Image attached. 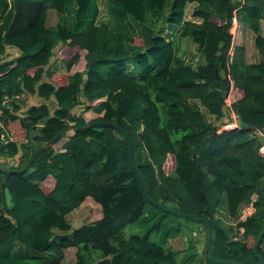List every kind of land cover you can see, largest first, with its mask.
<instances>
[{
    "label": "trees",
    "instance_id": "1",
    "mask_svg": "<svg viewBox=\"0 0 264 264\" xmlns=\"http://www.w3.org/2000/svg\"><path fill=\"white\" fill-rule=\"evenodd\" d=\"M189 3L193 18L186 17ZM109 10L115 22L98 21V0H0V114L12 131L0 140V156L21 151L19 164L5 168L21 167L62 131L26 170H0V264H64L68 247H75L74 264L177 262L169 239L184 219L197 220L147 199L121 133L87 126L91 120L124 130L151 198L209 221L214 257L258 264L252 246L264 221V157L255 132L264 129V0H110ZM234 18L254 32L258 61L248 62L245 45L233 43ZM177 34L196 44L201 63L186 61ZM10 45L17 55L9 56ZM53 56L64 58V71L48 67ZM81 58L83 68L73 69ZM13 93L44 101L19 113L25 98L2 104ZM226 96L239 125L220 128L217 121L232 119ZM80 105L96 115L72 111ZM169 154L173 168L165 171ZM254 194V210L238 218ZM84 201L100 214L58 234L71 228L67 215ZM134 222L147 228L125 235ZM155 230L158 240L151 239ZM188 242L182 264H230ZM263 242L264 234L257 245L264 258Z\"/></svg>",
    "mask_w": 264,
    "mask_h": 264
},
{
    "label": "rangeland",
    "instance_id": "2",
    "mask_svg": "<svg viewBox=\"0 0 264 264\" xmlns=\"http://www.w3.org/2000/svg\"><path fill=\"white\" fill-rule=\"evenodd\" d=\"M109 4H110V0H98V5H99L98 21L107 20V21L115 22L114 15L109 10ZM193 4L194 3L188 4L187 10H186V17L187 18H193V16L191 15ZM51 16H52L51 23H53V18L55 17V14L52 13ZM215 20H217V19H215ZM51 23H50L49 16H48L47 24H51ZM160 24H161V21H157V26H159ZM233 25H235V27H233V28H235L234 43H239V44L241 43V44L245 45V47H246L245 57H246V60L248 62L249 61H258L260 59V54L254 45V32L245 23L240 22L237 18H236ZM261 33L264 34V18L261 19ZM176 37H177V40H178V43L180 46L179 51L182 53V55L185 56L184 58H186V61L192 63L193 65L199 64L203 61L202 54L199 53V51L196 48V44L189 37H180V34H177ZM60 49H61V47L58 48V51ZM67 52H68V49H67ZM61 53H59V55ZM83 53H84V51L82 50L81 54H83ZM10 54H13V52H9V55ZM82 68H83V58H81L79 60V62L75 64L73 69H82ZM50 69L57 70V71H64L65 70L64 58H59V56H57V57L54 56L53 62L50 65ZM16 94L20 95V93H16ZM82 108H83V106H81V105L76 106L72 111L75 113L84 112V115L88 119L91 118V115H96L94 111H92L90 109L86 110V109H84V108L82 109ZM23 111L24 110H20V113H22ZM227 114H229V113L227 112L225 116H227ZM230 114H231V111H230ZM208 116H209V118H213L212 115H208ZM223 118H225V117H223ZM223 122H224L223 119H220V121H217L218 126L220 128L222 127ZM261 142H262V140H261ZM20 154H21V151L12 157L0 156V164L4 167L15 166V165L19 164V161H20L19 155ZM167 160L168 161L165 163L164 169H165V171H170L173 168V166L171 164L172 160H173V155L169 154ZM84 202H86V203H81V205H80L81 207L79 208V212H77L74 208L73 210H71L68 213L67 216H68V220L70 222L71 228L67 231H60L59 229H56L58 234H62V232L69 234L71 229L81 225L82 223H85L88 218L86 216L84 217V214L87 213L89 207L91 209L92 205H94L93 214H96L98 212L99 207L95 206L97 204L91 203V202L89 203V201H84ZM246 206H249L250 208H254L253 201H250L248 204L244 205V207H242L240 209L238 218L240 217V215L243 211V208H246ZM251 213H252V211L248 210L246 212V216L251 214ZM174 217H176V216H174ZM228 219H229V217L226 218V220H228ZM234 221H236V220H234ZM182 222L183 223H182V226L180 228V232L178 235H180L182 237H183V235L188 236L190 233V230L194 226H196L197 222L194 220H189V219H184ZM146 228H147V225H142L139 222H134V223L127 224L124 227L123 231H124L125 235H129V234L135 233V232L141 233ZM159 236H160V233L157 232L156 230L151 233V239H153V240H158ZM182 241H183V239H182ZM177 243L181 244V245L184 244V242H180V243L177 242ZM177 243L174 244V248L178 249L177 253H176L177 262H175L173 264H182V257L185 254H187V252L180 249L178 247ZM65 256H66V257H64L65 262L63 261L65 264L75 263V254H74L72 248L67 250Z\"/></svg>",
    "mask_w": 264,
    "mask_h": 264
},
{
    "label": "water",
    "instance_id": "3",
    "mask_svg": "<svg viewBox=\"0 0 264 264\" xmlns=\"http://www.w3.org/2000/svg\"><path fill=\"white\" fill-rule=\"evenodd\" d=\"M103 125H109V126H113L115 127L123 136L126 144H127V149L129 152V156H130V160L132 163V166L137 174V177L139 179V181L141 182L143 189H144V193L147 199H149L152 203H154L155 205H157L158 207L166 210V211H170L172 213H176L178 215H180L181 217H190L193 218L197 221H202V223L204 225H202L201 229L203 234L206 233V244H207V257L210 260L216 261V262H221V263H230V264H248V263H244V262H240V261H235V260H231V259H222V258H216L213 255V250H212V227L209 223V221L207 219H205L202 216H198L195 214H190V213H186L184 211H181L179 209H174V208H170L167 206H164L162 204H160L159 202L155 201L153 198L150 197L149 193H148V189L146 187V184L144 182V179L142 178V175L138 169V166L136 164V161L134 159V155H133V151H132V147L130 144V141L127 137V135L125 134L124 130L118 125V123H116L115 121H111V120H91L88 122L87 126H103ZM83 128V127H80ZM62 135V131H59L58 133H56L51 139H49L48 141H46L45 143L41 144L33 153L32 157L25 163L23 164L21 167H10V168H5L0 166V170H3L6 173H10V172H22L24 170H26L27 168H29L32 163L35 161L37 155L39 154V152L41 150H43L47 145L54 143L60 136ZM259 190L262 191V195L264 196V191L262 190V187H259ZM204 226L206 229H204ZM221 226L224 227L223 224H221ZM227 230V227H224ZM264 234V221H263V226L261 231L259 232V234L257 235L253 246H252V251L254 252V254L257 256L258 258V264H264V258L258 254L257 252V245L259 243V241L261 240L262 236ZM230 239H232V236L230 235ZM204 246V243H203Z\"/></svg>",
    "mask_w": 264,
    "mask_h": 264
},
{
    "label": "crops",
    "instance_id": "4",
    "mask_svg": "<svg viewBox=\"0 0 264 264\" xmlns=\"http://www.w3.org/2000/svg\"><path fill=\"white\" fill-rule=\"evenodd\" d=\"M236 20V19H235ZM61 43H58L56 46H55V48L57 47V46H59ZM7 50H8V53L9 52H13V54H10L9 56L11 57V56H15V55H17L18 53H19V50H18V48L17 47H14V46H8V48H7ZM8 56V57H9ZM53 58H54V56L52 57V60H51V62H50V64L48 65V67H50V65H51V63L53 62ZM55 60V59H54ZM65 63V62H64ZM19 97H21V98H25V103L23 104V106H22V108H21V110H24L27 106H29L30 104H37V103H40V102H42V101H44V99L42 98V97H40V96H38L37 94H26V95H23V94H21V95H18ZM19 113H20V111H19ZM84 113V112H83ZM235 120H236V123H238L239 124V120L237 119V118H235ZM82 203H86V202H82ZM81 205V204H80ZM78 206L77 208H75V210L77 211V212H79V208L81 207V206ZM246 208L248 209V210H250V211H253L254 210V208H250L249 206H246ZM98 214H100V212H98ZM87 217L88 219L91 217V216H93V213H92V210L90 209V207L88 208V211H87V213L86 214H84V217ZM87 219V220H88ZM86 220V221H87ZM197 223H196V226H194L191 230H190V233H189V235L187 236H185V235H183V237L182 236H180V235H176V236H174V237H171L170 239H169V242H170V244L171 245H173L174 246V244L175 243H177V242H184V244L183 245H181V244H178V247L180 248V249H183L184 251L186 250V247L188 246V241L189 240H192L193 242H194V245H195V248L197 249V251L199 252V254L201 255L202 254V252H203V250H207V244H206V240H205V238H206V233L205 234H203V232H202V229H201V227H202V224L200 223V222H198V221H196ZM226 223L227 224H234L235 223V221L234 220H232V219H228V220H226ZM194 232H196L195 234H194ZM182 239H183V241H182ZM203 243H204V246H203ZM263 247H264V242H263ZM73 249V252H75V247H68V248H66V250H65V254H66V252H67V250L68 249ZM66 257V256H65ZM64 262H65V259L63 260ZM198 262H199V258H197L196 260H191V261H188V262H186L185 264H198ZM65 264V263H64ZM74 264V263H73Z\"/></svg>",
    "mask_w": 264,
    "mask_h": 264
},
{
    "label": "built area",
    "instance_id": "5",
    "mask_svg": "<svg viewBox=\"0 0 264 264\" xmlns=\"http://www.w3.org/2000/svg\"><path fill=\"white\" fill-rule=\"evenodd\" d=\"M235 19L236 18H234L233 24L235 22ZM233 24L231 26V31H232V35H233L232 40H233V43H234V31H235V28H233V27H235V25H233ZM18 97L19 96L16 93H13L11 95H5L3 97V99H2V104H7L8 105L10 103V101H12L13 99L18 98ZM225 106L228 108L229 112L231 111L232 119L230 121L224 122L222 127L229 128V127H235V126L239 125L238 123H236V120H235L236 115L234 114V112L231 109L230 100H229L228 96L225 97ZM255 132L260 137V139L262 140V142L260 143V145L258 147V152H259L260 155H262L264 157V129H258V130H255ZM11 136H12V131L7 128V126L5 125V123H4L3 119H2V116L0 114V140L3 141V142H7L8 140L11 139ZM256 196L257 195L254 194L252 196V200L251 201H253L256 198ZM247 211H248L247 208H243V211H242V213H241L239 218L240 219H244L246 217V212ZM195 233L196 232H194V234Z\"/></svg>",
    "mask_w": 264,
    "mask_h": 264
}]
</instances>
